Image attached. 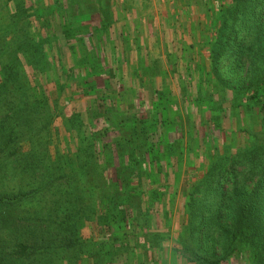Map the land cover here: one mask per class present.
Listing matches in <instances>:
<instances>
[{"label":"trees","instance_id":"1","mask_svg":"<svg viewBox=\"0 0 264 264\" xmlns=\"http://www.w3.org/2000/svg\"><path fill=\"white\" fill-rule=\"evenodd\" d=\"M226 2L220 43L212 49L214 74L234 93L241 109L237 118L257 113L256 133L264 137V0ZM8 14L0 28V264H77L79 254H87L84 249L94 264H114L128 242L144 250V239L151 238L155 247L162 234L141 229V217L146 216L144 224L149 220L134 205L142 198L136 194L137 183L148 193L159 190L150 179L157 175L146 169L156 162L151 156L161 151V135L154 132L146 143H136L137 128L128 133L122 126L121 115L132 112L116 109L125 103L121 95L105 93L107 88L99 91L95 76H80L84 88L77 95L88 101L91 132H82L75 144L74 139L68 146L64 143L63 152L55 143V123L61 116L65 84L61 76L47 77L59 69L54 61L61 60L31 58L32 38L19 26L21 16ZM232 43L233 76L224 78L220 56ZM129 105L132 111L134 104ZM101 120L104 128L93 125ZM83 121L79 114L63 126L67 133L75 128L81 133L87 128ZM239 125L237 120L233 128L243 146L210 134L199 142L205 165L184 194L185 224L176 240L187 264H264V139L252 142V132ZM149 132L146 128L141 134ZM213 142V150L206 151ZM100 196L98 212L94 207ZM84 221L99 232L91 250L92 244L80 236Z\"/></svg>","mask_w":264,"mask_h":264},{"label":"rangeland","instance_id":"2","mask_svg":"<svg viewBox=\"0 0 264 264\" xmlns=\"http://www.w3.org/2000/svg\"><path fill=\"white\" fill-rule=\"evenodd\" d=\"M228 5L226 0H0V28L5 27L9 12L13 17L21 16L19 26L32 38L31 58L61 60L54 61L59 69L47 77L61 76L65 84L66 94L59 102L61 116L55 123L59 130L55 143L63 152L64 143L68 146L74 139L75 144L82 132H91L88 101L77 95L84 88L80 76L87 80L95 76L99 91L107 88L105 93L110 90L121 95L125 103L116 109L132 112L131 116L121 115L122 126L128 133L137 128L136 143H146L154 132L161 135V151L151 156L156 162L146 169L157 175L154 181L153 175L150 179L159 190L148 193L137 183L136 194L142 201L135 200L134 206L145 211L149 220V225L144 224L146 216L141 217V229L146 233L159 230L163 239L155 247L149 243L151 238L144 239V250L128 242L114 264H187L176 240L185 224L184 194L205 165L199 158V142L210 134L212 139L243 146L233 128L237 120L239 128L252 132V142L264 139L256 133L260 131L257 113H242L237 118L241 109L234 93L214 74L212 49L220 41ZM25 32L21 34L24 37ZM235 46H226V54L220 56L224 78L233 76L230 59ZM129 104H134L132 111ZM79 114L87 128L67 133L63 125ZM102 122L94 121L93 125L102 129ZM146 128L153 133L141 134ZM214 146V142L209 144L206 151L211 152ZM97 155H102L101 151ZM101 202L100 196L94 210L100 211ZM123 226L124 232L130 231L128 222ZM80 236L92 244L99 237L97 226L84 221ZM84 250L87 254H79L77 264H94Z\"/></svg>","mask_w":264,"mask_h":264},{"label":"crops","instance_id":"3","mask_svg":"<svg viewBox=\"0 0 264 264\" xmlns=\"http://www.w3.org/2000/svg\"><path fill=\"white\" fill-rule=\"evenodd\" d=\"M147 38V36H145V38L144 39H146ZM143 41V40H142Z\"/></svg>","mask_w":264,"mask_h":264}]
</instances>
